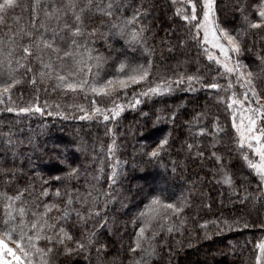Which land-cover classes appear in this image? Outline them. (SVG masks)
I'll list each match as a JSON object with an SVG mask.
<instances>
[{
	"label": "snow or ice",
	"instance_id": "1",
	"mask_svg": "<svg viewBox=\"0 0 264 264\" xmlns=\"http://www.w3.org/2000/svg\"><path fill=\"white\" fill-rule=\"evenodd\" d=\"M0 113V264H172L193 232L264 264V0H0ZM37 114L97 135L21 150Z\"/></svg>",
	"mask_w": 264,
	"mask_h": 264
},
{
	"label": "trees",
	"instance_id": "2",
	"mask_svg": "<svg viewBox=\"0 0 264 264\" xmlns=\"http://www.w3.org/2000/svg\"><path fill=\"white\" fill-rule=\"evenodd\" d=\"M158 14V13H157ZM163 35V33H161ZM117 43H120L117 41ZM97 46L101 52H107V48L104 45L103 40L97 41ZM259 51V49H256ZM167 55V53H165ZM255 57V52L250 53L248 56L249 62L251 59ZM43 98V94H42ZM150 107V104L147 106ZM146 107V110H147ZM10 114L8 113H0V123H8L5 120ZM135 114L132 112H126L125 116L127 119H123L121 122L120 132H121V140H123V134L127 132V138L131 141L133 132L128 131L129 128L135 129L137 127L136 123L133 121V116ZM13 119H16L13 117ZM21 123L17 125V131L22 129L23 137L25 139V144L21 147L23 150L24 147H27V140L28 136H36L40 141L41 147L43 148L45 145L49 149H51L52 142H64L71 144L74 140L78 138H85L87 137V133L91 131L93 133V137L97 135V126L92 123L90 124L87 121H79V120H59L58 118L53 117H40L37 115H32L30 117H21ZM83 125V128L81 127ZM100 139L105 140L107 137L104 136L103 127H99L98 132ZM92 139V138H89ZM122 155H124L122 153ZM127 156H131V146L128 147ZM45 161H47V157H45ZM19 162V161H18ZM57 161H53L52 163H45L42 164L41 167H45L50 171H56L55 165ZM135 170L132 169L131 165L129 164L128 170L126 172L127 180L125 181L126 185H130L133 190L137 189L140 186L147 188L145 184V180L152 175L153 169L151 166L147 167L146 169L143 168V165H139ZM107 170V169H106ZM190 171L193 169L190 166ZM195 171H199V166L194 169ZM203 174V173H201ZM179 179V178H178ZM106 187V185H105ZM215 196L216 193H213ZM146 202V201H145ZM136 204L139 205V208H143V204L140 203V199L138 198ZM137 209L133 206V212H136ZM253 218L254 214H253ZM190 227L192 225L190 224ZM129 232L131 233L132 227L129 225ZM252 233H255V237H253ZM193 237V247H188V240L189 236H185L184 239V246L176 247L174 249V256L172 264H245L247 257L249 255L248 251H245L243 255H240L239 249H237L236 253L233 254L231 246L228 245V241L232 240L233 244L238 242V237L234 233H226L224 236L221 237H214L212 241L202 240L196 238V233L193 232L191 234ZM245 239H259L260 238V231L259 229H253L250 233H248ZM127 242V238H126ZM175 244V241H172ZM119 247V244L116 245ZM251 245H249V250H251ZM165 253H167L168 249H164ZM239 257V258H238ZM164 264H167V260H165Z\"/></svg>",
	"mask_w": 264,
	"mask_h": 264
}]
</instances>
